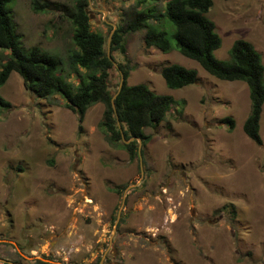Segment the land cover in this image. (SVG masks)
<instances>
[{
	"label": "rangeland",
	"instance_id": "374dc122",
	"mask_svg": "<svg viewBox=\"0 0 264 264\" xmlns=\"http://www.w3.org/2000/svg\"><path fill=\"white\" fill-rule=\"evenodd\" d=\"M38 1L47 12L13 0L16 32L24 48L56 55L67 72L66 14L75 0ZM166 1L141 7L162 11ZM211 1L206 17L221 40L213 56L227 60L243 39L264 64V0ZM134 2L87 0L90 29L113 60L110 90L119 88L121 64L127 85L176 105L143 129L150 139L140 144V162L106 141L101 103L87 108L79 130L62 98L34 97L11 72L0 87L11 105L0 109V264H264V104L256 145L242 131L250 111L244 82L219 80L175 50L146 48L144 30L124 36V53L111 52ZM170 64L194 69L196 83L166 87L159 71Z\"/></svg>",
	"mask_w": 264,
	"mask_h": 264
},
{
	"label": "trees",
	"instance_id": "16d2710c",
	"mask_svg": "<svg viewBox=\"0 0 264 264\" xmlns=\"http://www.w3.org/2000/svg\"><path fill=\"white\" fill-rule=\"evenodd\" d=\"M134 1L133 6L124 11L122 23L111 36L110 51L124 53V36L144 30L146 48L153 47L163 53L175 50L219 80L244 82L250 111L242 131L254 144L260 145L264 64L252 44L237 39L228 51L227 60L213 56L221 40L214 23L206 17L211 0H167L162 11L141 7L158 0ZM12 2L0 0V52H7L0 59V87L11 72L17 73L24 89L34 97L49 99L57 95L62 98L65 107L77 115L79 130L87 108L101 103L104 109L99 127L106 141L124 149L130 159L136 157L138 142L135 139H139L142 145L146 144L150 137L144 134L143 129L158 126L177 102L170 96L151 92L145 85H127L128 70L121 64L118 65L121 85L111 92L109 71L113 60L104 52L102 34L90 29L87 0H75L72 10L66 14L71 24L70 46L66 50L67 72H64L62 60L56 55L36 46L23 47L9 9ZM30 7L35 13L48 11V5L38 0H30ZM159 72L169 89L196 83L194 69L170 64ZM70 76L77 79L75 84L68 80ZM10 107V103L0 96V109L9 110ZM221 121L229 130L233 129L232 118L225 117ZM122 137L124 140L135 139L124 143Z\"/></svg>",
	"mask_w": 264,
	"mask_h": 264
},
{
	"label": "water",
	"instance_id": "95a60500",
	"mask_svg": "<svg viewBox=\"0 0 264 264\" xmlns=\"http://www.w3.org/2000/svg\"><path fill=\"white\" fill-rule=\"evenodd\" d=\"M121 81H122V79H121ZM120 85H121V82H120V84H119V87H120ZM119 89V88H118ZM115 98V95L113 96V98L112 99H114ZM120 130V129H119ZM122 136V135H121ZM135 138H130V139H128V140H124L123 139V137H122V141L124 142V143H129V142H131V141H133ZM137 142H138V147H137V154H138V157H139V161L141 162V155H140V140L139 139H135ZM117 219H118V216H117Z\"/></svg>",
	"mask_w": 264,
	"mask_h": 264
},
{
	"label": "flooded vegetation",
	"instance_id": "af4514ba",
	"mask_svg": "<svg viewBox=\"0 0 264 264\" xmlns=\"http://www.w3.org/2000/svg\"><path fill=\"white\" fill-rule=\"evenodd\" d=\"M5 264H15V263H7V262H6Z\"/></svg>",
	"mask_w": 264,
	"mask_h": 264
}]
</instances>
